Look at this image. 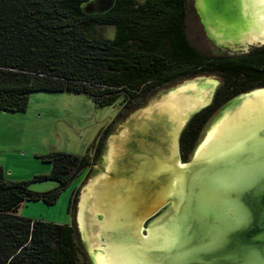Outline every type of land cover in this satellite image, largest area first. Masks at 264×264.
Wrapping results in <instances>:
<instances>
[{"label":"trees","instance_id":"1","mask_svg":"<svg viewBox=\"0 0 264 264\" xmlns=\"http://www.w3.org/2000/svg\"><path fill=\"white\" fill-rule=\"evenodd\" d=\"M90 0H0V110L25 112L36 91L85 93L99 106L119 103L117 122L157 89L202 73L221 84L210 105L183 130V160L207 122L227 101L264 87V45L248 52L209 55L188 37L192 0H114L101 13ZM116 27L113 39L106 26ZM99 136L97 153L111 129ZM49 173L10 179L0 166V264H79L73 225L17 213L25 201L55 203L61 190L94 164L90 157L57 151L44 157ZM54 180L45 192L32 181ZM76 201L74 193L70 209Z\"/></svg>","mask_w":264,"mask_h":264},{"label":"rangeland","instance_id":"2","mask_svg":"<svg viewBox=\"0 0 264 264\" xmlns=\"http://www.w3.org/2000/svg\"><path fill=\"white\" fill-rule=\"evenodd\" d=\"M113 2L114 0H90L89 3H86L85 7L91 12L101 13L108 10L113 5ZM186 27L191 42L209 55L218 52L217 50L231 54L243 53L230 50L223 45H218L207 35L205 26L195 8L194 0H192L188 8ZM104 36L110 39L115 38L116 27L113 25L106 26ZM257 46L258 44H252L244 53ZM188 82H196L199 87H211L213 95L221 84L218 75L214 73H202L165 85L151 93L144 104L127 112L115 123H113V120L121 111L119 103L99 106L89 95L70 91H36L31 93L25 112L0 110V166L3 167L7 176L8 173H11L9 175L10 179L32 180L35 176L49 173L52 164L45 160L44 157L57 151L80 156L86 155L90 157L92 162L94 161L89 170L82 171L81 174L61 190L55 203L48 204L42 199L25 201L18 208L17 213L28 218L73 225L76 229L79 264H96V255L103 253L107 245L105 244L106 238L104 236L101 237L103 241L100 246H93V242L89 239L91 233L88 231V224L89 219L92 217L89 209L92 189L97 187L95 183L99 178L115 181L112 174L116 177L118 176V179L134 178L132 172L134 168L126 164L123 159L125 155H121L117 159L116 165L110 170L112 164L110 163L112 146L114 144L125 143L126 151L124 153H129L132 150V141L136 140L137 131L135 124L137 119L142 116V111L155 103L163 101L171 91L178 89ZM239 96L233 97L224 103L211 117L201 134H199L196 144L190 149L188 160L186 161L191 160L198 147L208 136L209 132L215 128L220 119L236 106L240 99ZM146 120L148 123H156L153 119ZM110 125H112L111 129L101 144L100 152L97 153L98 138ZM183 128L179 133H181ZM153 133V140L154 138L159 139V135H161L163 141L168 142L166 140L167 137L163 135L161 130H155ZM124 137H127V139L123 140ZM155 145H158V143L155 142ZM246 149L247 155H243L240 158H216L215 162L218 163L216 170L211 171L204 168L206 170L203 169V172L218 173H204L195 179V190L201 185L204 186L201 198L196 201L199 208L196 206L197 203L192 202L196 192L189 191L188 196H190V201L196 204L195 208H188L187 205H191L192 203H187L180 214L179 224L178 222L176 224L184 232L185 238L190 237L185 232L189 230V214L196 210L200 213L210 211L213 200L211 193L213 186L219 190L217 199L222 200L224 203V221L227 220L226 214L233 209L231 203H228L229 200H227L230 198L227 197V189L231 191L236 186H243V182L246 179L247 182L250 180V183L257 181L262 173H264V151L263 153H257V149L248 154L249 148ZM178 160H180L179 157ZM142 176H145L146 179L144 180L152 177L150 173H145ZM58 187L59 183L54 180L32 181L29 184L31 190L38 192H45ZM74 193L76 201L71 207L72 209H70ZM83 199H85L84 202ZM171 206L172 204L166 206L159 213L144 222V234H148V228ZM82 211L84 214L81 213ZM98 216L102 218V213H98ZM81 217L84 219L83 225L80 221ZM235 218V225H241L243 218L237 220ZM180 232L178 230V233Z\"/></svg>","mask_w":264,"mask_h":264},{"label":"bare ground","instance_id":"3","mask_svg":"<svg viewBox=\"0 0 264 264\" xmlns=\"http://www.w3.org/2000/svg\"><path fill=\"white\" fill-rule=\"evenodd\" d=\"M241 4L243 14L248 19L247 30L239 31L236 38L242 34L244 42L264 41V0H241ZM242 27L243 23L239 29ZM211 93V87H199L196 82H188L171 91L163 101L142 111L144 119L155 118L156 114L167 117L166 122L162 118L152 125L146 119L136 121V130H161L169 138H166L168 142H164L159 135L161 141L154 145V151L147 147L148 142H141V137L135 138L138 151L124 153L125 143L112 146L110 170L116 165L117 159L125 155L124 161L134 168V178L118 179L112 174L115 181L99 178L95 183L97 187L92 189L89 239L93 246H100L103 241L101 237L107 238L104 252L95 257L96 264H199L184 261L186 256L180 250L184 233L176 225L177 222L179 224L182 204H187V201L191 203L186 188L190 177L187 172L210 169L215 157L224 158L227 151H233L234 157L240 158L243 154L247 155L246 148H249V154L258 145L264 144V90H255L245 94L240 104L221 118L209 132L198 147L193 168L189 169L188 163L176 160L177 140L185 118ZM149 125L150 128H146ZM145 173H150L152 177L144 180L146 178L142 175ZM170 199H174V202H168ZM167 202L174 206L168 218L157 226L149 227L148 234H144L145 220L151 218L154 211L165 207ZM98 213H102V218ZM80 221L83 225V217ZM121 232L124 239L118 235ZM112 233L121 240L116 237V240L111 241L108 237Z\"/></svg>","mask_w":264,"mask_h":264},{"label":"water","instance_id":"4","mask_svg":"<svg viewBox=\"0 0 264 264\" xmlns=\"http://www.w3.org/2000/svg\"><path fill=\"white\" fill-rule=\"evenodd\" d=\"M194 2L195 8L205 26L207 35L216 44L240 52L247 51V48L252 44H258L257 47L264 45V41L261 40L244 42V40L241 39L243 37L242 34L240 38H236L239 31L247 30L248 23V19L242 11L241 0H194ZM242 23L243 27L239 29V26ZM234 36L236 39H234ZM255 90H264V87L240 94L239 102L232 109L240 104L245 94L251 93ZM213 97V93H211V95L208 94L204 102H200L196 108L191 110L189 112V117L185 118L186 121L182 128L188 123L193 115L210 105ZM230 112H228V114ZM156 115L155 118L152 117L148 119L160 121V119L164 118L163 121H167L166 116H160V114ZM139 120L144 121L145 119L143 116H140ZM262 125H264V123H262ZM146 128L149 129L150 125ZM136 131V137H141V142H148L147 147L154 151L155 141L153 140V132H155V130L152 129L149 132H147L148 130ZM167 139L169 140L168 137ZM255 150H257V153H263L264 144L258 145ZM197 151L191 160L183 161V163L189 164V169L196 165L195 159L197 157ZM228 157L235 158L233 151L226 152L224 159H227ZM216 158L218 159L219 156L215 157L211 168H208L211 171H214L217 168L218 163L215 162ZM177 159L176 156V160ZM204 173L215 174L218 172H187L190 177L186 188L188 191L192 190L196 192L193 200H191L193 203H197L196 205L191 202V205H187L188 208H195V205L198 206V202L196 201L201 198L204 186L201 185L195 190V179ZM211 193L213 195V200L209 212L200 213L196 210L189 214V230L185 232H187L186 234L190 235V237L185 238L184 235L183 245L180 248L186 256L184 261L187 260L191 261V263L195 262L199 264H264V173H262L257 181L250 183V180L247 182L246 179L243 182V186H236L231 191L227 189V197H230L227 200H229L228 203L230 202L233 207L232 211L226 214L227 220L223 221L224 203L222 200L217 199L219 194L218 188H214L213 186ZM168 202H174V199H170ZM185 205L186 204H182V210ZM172 208H174L173 205L160 216L161 218L159 217L156 219L151 226H157L161 224L165 218L167 219ZM159 210L160 209L154 211L152 216ZM234 218L236 220L243 218L242 224L235 225L236 222ZM118 235L124 239L123 232ZM120 237L116 235L114 236V233H112L108 238L112 241L115 238L120 239Z\"/></svg>","mask_w":264,"mask_h":264},{"label":"flooded vegetation","instance_id":"5","mask_svg":"<svg viewBox=\"0 0 264 264\" xmlns=\"http://www.w3.org/2000/svg\"><path fill=\"white\" fill-rule=\"evenodd\" d=\"M213 100V99H212ZM187 125V124H186ZM185 125V126H186ZM185 128V127H184ZM184 128H183V130H184ZM183 130L181 131V133H179V136H178V157H179V159L183 162L184 160H183V153H184V150H183V145H182V140H183ZM150 140H152V139H150ZM154 141L155 142H157L158 144L160 143V141H161V139L159 138H154ZM133 143H132V150H135V151H138V149H137V146H138V144H137V141L135 140H133L132 141ZM140 151V150H139ZM170 204H172V203H168L166 206H168V205H170ZM165 206V207H166ZM165 207H163L162 209H164ZM161 209V210H162ZM161 210H159L157 213H159ZM156 213V214H157ZM155 214V215H156ZM154 216V215H153Z\"/></svg>","mask_w":264,"mask_h":264},{"label":"crops","instance_id":"6","mask_svg":"<svg viewBox=\"0 0 264 264\" xmlns=\"http://www.w3.org/2000/svg\"><path fill=\"white\" fill-rule=\"evenodd\" d=\"M7 174V173H6ZM11 173H8V177H9V175H10ZM18 212V211H17Z\"/></svg>","mask_w":264,"mask_h":264}]
</instances>
